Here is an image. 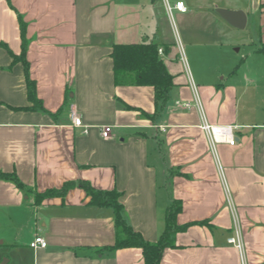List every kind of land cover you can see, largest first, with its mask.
I'll list each match as a JSON object with an SVG mask.
<instances>
[{
	"label": "crops",
	"instance_id": "crops-1",
	"mask_svg": "<svg viewBox=\"0 0 264 264\" xmlns=\"http://www.w3.org/2000/svg\"><path fill=\"white\" fill-rule=\"evenodd\" d=\"M177 1L187 12L169 11ZM218 7L246 11L264 54V0H0V170L23 183L0 178V264H144L142 248H113V206L90 203L79 185L38 197L72 180L119 191L126 222L152 243L179 202L184 228L160 264H242L228 242L238 228L247 263L264 264V67L216 64L223 34L246 28ZM19 15L44 108H23L25 65L10 52L22 51ZM141 42L163 49L174 77L164 105L152 86L116 82L113 45ZM205 122L236 126V145L214 149ZM36 236L47 247H31Z\"/></svg>",
	"mask_w": 264,
	"mask_h": 264
},
{
	"label": "trees",
	"instance_id": "trees-1",
	"mask_svg": "<svg viewBox=\"0 0 264 264\" xmlns=\"http://www.w3.org/2000/svg\"><path fill=\"white\" fill-rule=\"evenodd\" d=\"M19 23L22 38V51L20 55H16L12 51L10 52L13 61H22L25 65L28 95L32 104L23 108H44L42 101L37 96L36 82L31 78L29 72V63L26 58L28 45L26 22L21 15H19ZM158 47V44L153 42L114 44L111 56L113 59V70L116 82H119L122 76L129 75L132 78V82L137 85L152 86L155 90L156 103L164 105L169 100L170 91L174 86V77L169 72L163 58L160 56ZM0 178L10 179L18 186L23 187V183L15 172L0 170ZM77 185L86 191L90 203L101 206L109 205L115 208V222L120 234L113 248H142L144 264H160L165 248L174 246L172 237L179 229L184 228V226H179L176 222V216L181 209V204L175 202L167 211L166 226L158 241L155 243L149 242L144 239L140 232L134 230L123 217V205L119 199V191L115 189H96L90 182L85 180L67 181L60 189H52L44 193H38V197L46 198L54 195L65 196L70 189Z\"/></svg>",
	"mask_w": 264,
	"mask_h": 264
},
{
	"label": "built area",
	"instance_id": "built-area-1",
	"mask_svg": "<svg viewBox=\"0 0 264 264\" xmlns=\"http://www.w3.org/2000/svg\"><path fill=\"white\" fill-rule=\"evenodd\" d=\"M173 7L181 12H187L188 10L185 2L183 1H177L173 6L168 4L169 11H171ZM159 53H163L162 48L159 49ZM183 105L185 107H190V103H184ZM71 116L76 126H83V120L74 108H72ZM235 127L236 126L233 125H211L207 122L202 125V128L207 133L210 143L214 149L216 148V144L218 142H227L230 145H236L237 138L234 133ZM112 130L113 127L111 125H105L101 129V135L104 138H109ZM228 242L230 244H233L239 250L241 263L248 264L245 255V242L242 238V234L239 228L237 229L235 235L228 238ZM47 245L48 242L46 238L42 236H36L35 239L30 243V246L33 248H45L47 247Z\"/></svg>",
	"mask_w": 264,
	"mask_h": 264
},
{
	"label": "rangeland",
	"instance_id": "rangeland-1",
	"mask_svg": "<svg viewBox=\"0 0 264 264\" xmlns=\"http://www.w3.org/2000/svg\"><path fill=\"white\" fill-rule=\"evenodd\" d=\"M254 32L251 24H249L244 30H233V32L223 34L222 40L219 41L222 43V46L217 48L222 56L217 59L216 64L224 69L227 68L229 56H231L238 58L237 63L242 64L243 69L249 68L253 71L257 68L264 67V54L254 52L256 47L255 39H258V34H254ZM237 36H239L238 39L236 38ZM247 36L249 37V42L246 41Z\"/></svg>",
	"mask_w": 264,
	"mask_h": 264
},
{
	"label": "water",
	"instance_id": "water-1",
	"mask_svg": "<svg viewBox=\"0 0 264 264\" xmlns=\"http://www.w3.org/2000/svg\"><path fill=\"white\" fill-rule=\"evenodd\" d=\"M215 12L224 20L238 29H244L247 25V13L242 9L232 10L227 8H216Z\"/></svg>",
	"mask_w": 264,
	"mask_h": 264
}]
</instances>
